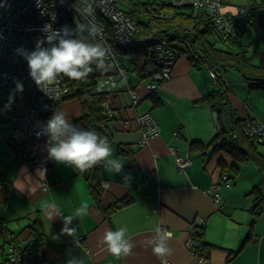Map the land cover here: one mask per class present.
<instances>
[{"label": "crops", "instance_id": "0c3cea01", "mask_svg": "<svg viewBox=\"0 0 264 264\" xmlns=\"http://www.w3.org/2000/svg\"><path fill=\"white\" fill-rule=\"evenodd\" d=\"M252 3L253 0H230L223 10L235 15L240 6ZM227 73L233 118L257 120L264 125V93L248 90L236 72L230 76ZM207 75L206 66L194 65L182 52L170 78L161 81L155 90L160 104L153 106L146 86L149 78L129 73L126 87L137 92L140 102L131 105L124 86L111 95L109 144L112 158L123 162V169L115 174L99 164L98 199L90 190L88 171L81 174L49 158L46 136L38 140V165L34 168L26 166L13 144L1 140L0 243L5 245V251L9 241L23 245L34 241L50 264H65L70 255H80L84 264H161L151 246H146L154 235L153 226L159 224L172 234L168 264H264V220L258 218L261 206L257 214L250 211L254 198L251 190L259 185V172L258 181L256 177L241 179L243 175L232 179L229 170L239 174L238 160L229 152H213L207 146L216 134V114L197 103L214 90V82L210 84ZM59 109L72 123L85 129L84 121L79 119L81 107L77 99H66ZM147 111L159 133L141 144L142 132L135 117ZM192 141L206 144L204 155L190 149ZM118 146L125 150L120 152ZM171 147L177 149L175 153ZM257 150L264 157V146ZM176 155L186 157L188 166L176 168ZM224 175L227 182L222 180ZM213 183L218 186L217 201L208 193ZM263 187L260 189L264 193ZM85 202L89 205L88 215L72 221L70 227H76L78 241L67 249V239L72 237L61 233L62 219L57 216L50 220L48 213L59 209L66 216ZM45 203L55 208L46 209ZM202 221V239L210 246L206 257L185 246L193 227ZM35 222L36 231L32 229ZM121 226H127L136 247L132 255L117 260L101 243V237L106 229Z\"/></svg>", "mask_w": 264, "mask_h": 264}, {"label": "built area", "instance_id": "2783aa9c", "mask_svg": "<svg viewBox=\"0 0 264 264\" xmlns=\"http://www.w3.org/2000/svg\"><path fill=\"white\" fill-rule=\"evenodd\" d=\"M125 0H43L42 7L46 9L41 15V9L37 8L36 0H0V141L13 144L19 151L21 160L28 168L38 165L37 143L39 138L36 132L38 126L46 123L53 111H60L59 106L67 99L70 93L68 77H62L57 85L47 94L38 89L29 76L27 61L16 53V49L22 48L32 51L37 39L45 33L40 29L47 23L52 24L53 29L62 26L74 28L76 24L86 26L96 25L101 34L95 38L89 37V42L100 41L109 49L108 71L97 70L93 65L94 75L93 89L95 92L112 95L119 86L127 83V71L122 66L114 52L118 49L142 50L143 44L138 40V29L131 20L119 8V3ZM167 3L171 1L177 5L189 4L196 9L204 11L210 18L214 29L221 36H234L236 31L251 23V10L249 6H240L235 15L224 12V6L230 0H199L194 4L192 0H159ZM75 5V7H74ZM55 14V21L50 14ZM220 23H217V20ZM88 35L87 32L84 33ZM177 42L188 46V38L180 33ZM45 47L49 45L45 43ZM149 60L145 67V74L149 78L148 90H156L159 83L170 78L172 67L180 55V48L174 43L163 38L148 48ZM210 78L214 83L218 74L215 70L207 68ZM23 85V91H16V82ZM124 83H121V82ZM130 104L140 102V96L131 88L126 89ZM12 97L10 107L9 98ZM111 116V113H108ZM136 122L141 128V144L147 143L152 136L158 135L159 127L149 111L137 115ZM242 131L248 137L257 142H264V125L257 120H245ZM172 153L176 148H170ZM175 167L185 168L189 160L184 156L176 155ZM102 164V163H101ZM227 182V176H222ZM217 184L210 185L208 193H212L213 200L219 199ZM202 221L199 226H203ZM196 225V226H198ZM165 231L166 228H163ZM78 239L68 238L66 247L70 249ZM197 240L191 237L185 242L186 248L197 251ZM6 258L8 264H50L34 241L20 244L17 241H9ZM203 261V257L200 256ZM208 264V263H206Z\"/></svg>", "mask_w": 264, "mask_h": 264}, {"label": "trees", "instance_id": "16d2710c", "mask_svg": "<svg viewBox=\"0 0 264 264\" xmlns=\"http://www.w3.org/2000/svg\"><path fill=\"white\" fill-rule=\"evenodd\" d=\"M124 3H127L126 0ZM249 7L251 23L238 29L234 36H221L214 29L209 16L189 4L177 5L171 1L164 3L159 0L152 3L129 4L126 9L119 8L137 27L138 40L140 44H143V49L136 51L118 49L115 45L113 47L116 56L118 53L131 55L129 60L132 65L128 67L129 69L122 65L127 71V79L130 72L139 78L146 76L145 67L150 57L148 48L163 38L171 41L174 45L177 44L175 46L180 48V54L186 52L188 59L194 65H204L206 68L216 71L218 77L214 83V90L197 101L199 104L210 107L216 114V134L207 146L211 147L213 152L223 150L229 152L238 161H251L255 164L260 180L259 185L251 190L254 198L250 211L257 214L264 199V193L260 189V186H264V157L257 148L264 146V142L259 143L245 135L242 131L244 121L233 118V110L227 95L228 81L225 76L228 71H234L243 78L248 90H260L264 93V0H253ZM141 14L146 16L145 21L140 19ZM250 26L261 34L256 40L248 43L250 46H255L256 50L247 53L236 49V44L245 29ZM180 33L188 38V46L177 42L176 38ZM255 59H257L256 62ZM127 82L129 81L127 80ZM68 83L70 93L67 99L77 98L79 101L81 107L79 119L84 121L85 129L95 130L98 135L106 138L110 143L112 130L109 124L108 103L111 95L94 91V75L91 74L84 80L68 78ZM126 85L127 83L122 86L128 89ZM149 91L151 93L148 97L153 106L160 104L155 90ZM190 149L201 151L204 155L206 144L201 141H192ZM118 150L122 152L125 147L118 146ZM99 167L97 165L88 170L86 176L90 190L96 199L101 193ZM32 227L36 231L38 229L37 222L32 224ZM190 237L197 240V251L206 257L210 246L205 244L202 239L203 226H194ZM6 242L5 240L4 243ZM4 246L0 243V263L8 264Z\"/></svg>", "mask_w": 264, "mask_h": 264}, {"label": "clouds", "instance_id": "9594fccd", "mask_svg": "<svg viewBox=\"0 0 264 264\" xmlns=\"http://www.w3.org/2000/svg\"><path fill=\"white\" fill-rule=\"evenodd\" d=\"M64 0H61L63 3ZM199 4V0H192ZM43 0H36L37 8L41 15L46 11L42 7ZM75 7V5H74ZM55 21V14H50ZM220 23V20H217ZM45 35L37 39L32 51L18 48L16 53L27 61L29 76L39 90L47 94L52 86L57 85L62 77L73 80H84L93 71H108L109 49L100 41L89 42V37L95 38L101 34L96 25L86 26L76 24L74 28L62 26L53 29L51 23H45L40 29ZM88 35L85 36L84 33ZM45 43L49 46L45 47ZM121 83H124L123 81ZM16 91H23V85L16 82ZM12 97L9 98L10 107ZM37 137H47V152L49 158L66 165L72 166L79 173H84L101 163L115 174L123 169V162L112 158L113 150L106 138L101 137L95 130H88L72 123L63 111H53L46 123L38 126ZM44 208L54 209V204L45 203ZM89 205L85 202L72 214L63 215L59 209L49 212V219L60 217L63 222L61 233L73 238L77 237L76 227H70L74 219L88 215ZM154 235L146 241V246H151L152 252L161 260V264H168L167 257L172 255L168 241L172 234L165 231L159 224L153 226ZM57 238V237H53ZM101 243L117 260L133 254L136 247L134 240L129 235L127 226L115 230L106 229L101 237ZM65 264H84L80 255H70Z\"/></svg>", "mask_w": 264, "mask_h": 264}, {"label": "rangeland", "instance_id": "374dc122", "mask_svg": "<svg viewBox=\"0 0 264 264\" xmlns=\"http://www.w3.org/2000/svg\"><path fill=\"white\" fill-rule=\"evenodd\" d=\"M154 1L155 0H126L127 3L122 2V3H119L118 6L122 9H126L127 7H129V4L131 5V4L148 3V2L152 3ZM140 19L142 21H145L146 16L144 14H141ZM260 34L261 33L259 31H256L251 26L248 27L247 30L244 31L243 35L240 37L238 43L236 44V49L246 51L247 53L248 52L251 53V51L253 52L254 50H256V47L253 45L250 46V45H248V43L252 40H256ZM132 53H135V52H132ZM133 55H135V54H133ZM117 56L125 68H128L132 65L130 60H129V57L131 56L130 54L118 53ZM254 61L256 62L257 59H255ZM204 71H205V73H207V71L205 69H204ZM233 72L234 71L230 70V71H228L227 75L230 76L231 73L235 74ZM208 75H209V73H208ZM208 75L206 78H207L208 82L211 84L212 79L209 78L210 76L208 77ZM74 99H77V98H74ZM237 163H238L239 168H240L239 174L235 175L234 171L229 170L230 175L233 177L232 179H237L238 175L239 176L243 175V177H241V179L246 178L245 180H248V178L256 177V179H257L256 181H258V173H257L258 169L256 168V166L253 162H251V161H245V162L238 161ZM263 190H264V187H263ZM260 206H261V209H260L261 213H260V216L258 215L259 216L258 218H261L262 220H264V200L262 201ZM0 262H1V257H0ZM0 264H2V263H0Z\"/></svg>", "mask_w": 264, "mask_h": 264}]
</instances>
